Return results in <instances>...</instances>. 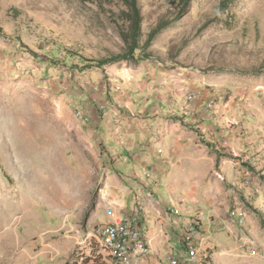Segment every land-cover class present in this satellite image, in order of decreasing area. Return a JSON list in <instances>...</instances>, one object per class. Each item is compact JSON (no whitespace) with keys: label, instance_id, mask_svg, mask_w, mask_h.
<instances>
[{"label":"rangeland","instance_id":"obj_1","mask_svg":"<svg viewBox=\"0 0 264 264\" xmlns=\"http://www.w3.org/2000/svg\"><path fill=\"white\" fill-rule=\"evenodd\" d=\"M139 3L137 60L102 64L121 1L0 0V264H115L105 209L138 202L133 264L191 224V264H264V0Z\"/></svg>","mask_w":264,"mask_h":264},{"label":"built area","instance_id":"obj_2","mask_svg":"<svg viewBox=\"0 0 264 264\" xmlns=\"http://www.w3.org/2000/svg\"><path fill=\"white\" fill-rule=\"evenodd\" d=\"M106 215L110 217V221L103 224L104 236L109 240L115 241V248L117 250V257L125 259V252L131 250H140L142 254H145L146 247H136L132 243V236L134 233L140 232L143 228V224H133V217L137 213V204L135 205V212L128 213V218H122L121 226L111 225V214L107 209H105ZM186 233H193V242H186L188 248L185 252L182 251L179 254H172L169 258L170 264H191V255L194 251V238L196 236L197 228L194 225L193 228H186ZM186 233L184 240L186 241Z\"/></svg>","mask_w":264,"mask_h":264},{"label":"trees","instance_id":"obj_3","mask_svg":"<svg viewBox=\"0 0 264 264\" xmlns=\"http://www.w3.org/2000/svg\"><path fill=\"white\" fill-rule=\"evenodd\" d=\"M121 1L126 9L123 11V18L125 20V28L120 30L122 40L124 42L123 51L118 53H113L111 57L102 61V64L108 62H116L121 60H137L136 51L141 49V39L143 36V15L141 12V7L139 0H119ZM167 22H161L154 29L147 40L148 43L152 41L155 34L165 26ZM143 47V46H142ZM115 263V262H114ZM96 264V263H94ZM116 264V263H115Z\"/></svg>","mask_w":264,"mask_h":264},{"label":"bare ground","instance_id":"obj_4","mask_svg":"<svg viewBox=\"0 0 264 264\" xmlns=\"http://www.w3.org/2000/svg\"><path fill=\"white\" fill-rule=\"evenodd\" d=\"M81 114V113H80ZM128 218V217H126ZM122 221L120 222H111L112 226H121ZM133 224H141V221L138 217H133ZM190 226L193 225L191 224ZM100 238L103 244V247L108 251L114 258L116 264H133L135 261L141 259L142 257L148 255L152 252V247L149 242H147L144 238V233L141 228L140 232L134 233L132 236V243L135 244L136 247H146L145 254H142L140 250H131L125 252V259L117 257V250L115 248V241L109 240L104 236V227L100 229ZM189 238H193V233H188ZM193 242V240H191ZM189 242V241H188Z\"/></svg>","mask_w":264,"mask_h":264},{"label":"crops","instance_id":"obj_5","mask_svg":"<svg viewBox=\"0 0 264 264\" xmlns=\"http://www.w3.org/2000/svg\"><path fill=\"white\" fill-rule=\"evenodd\" d=\"M137 204V213H136V215L135 216H139L138 218L140 219V221H141V223H142V218H144V216H145V214H146V216H145V219L143 220V228H142V230H143V233H144V236H145V238H146V240L150 243V245H151V247H152V243H151V239H149L150 237L144 232V228H145V225H146V221L148 220V218H150L149 217V212L146 210V208H145V206H144V204L142 203V202H138V203H136ZM136 204H134V206H132V207H130V208H128V207H126L127 209H128V211L126 210L125 212H120L119 213V215H117V218H121V217H123L124 218V216L125 217H127L128 216V213H131V212H135V205ZM142 210H141V209ZM152 208V207H151ZM107 209V208H106ZM154 209V208H153ZM145 210H146V213H145ZM156 210H158V209H154V211L151 209V215L152 216H154V215H156ZM145 213V214H144ZM151 216V217H152ZM120 220V219H119ZM150 233L152 234V233H154V231H150ZM150 235V234H149ZM151 236V235H150Z\"/></svg>","mask_w":264,"mask_h":264}]
</instances>
